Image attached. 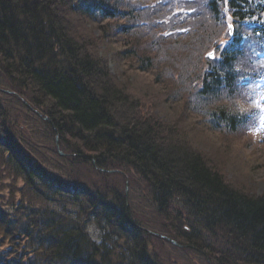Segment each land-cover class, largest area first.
<instances>
[{
  "label": "trees",
  "instance_id": "16d2710c",
  "mask_svg": "<svg viewBox=\"0 0 264 264\" xmlns=\"http://www.w3.org/2000/svg\"><path fill=\"white\" fill-rule=\"evenodd\" d=\"M112 1L102 7L104 0H0V264H198L207 258L216 264H264V191L251 194L230 184L182 136L180 119L154 121L136 112L131 87L113 77L94 52L109 23L126 21L124 27L113 25L133 41L120 51L122 62L133 63L138 49L148 50L150 55L137 59L139 68L154 76L159 64L164 73L177 71L179 89L168 87L175 99L187 103L189 89L190 102L223 105L221 98L236 95L243 40L264 24V0H161L154 9L137 8L153 5L149 0H116L128 7V17ZM229 23L234 39L220 52ZM94 26L102 28L99 38L91 35ZM211 48L219 58L204 57ZM150 96L140 98L152 106ZM228 106L207 117L210 129L234 135L246 117L234 100L228 98ZM191 109L204 117L203 109ZM35 111L45 118L48 142L57 138L63 149L60 155L46 142L54 161L83 165L103 178L118 171L123 184L128 178L135 187L142 182L147 208L168 221L169 235L178 241L179 246L169 242L174 258H164L163 242L148 237L128 209L124 185L100 188L104 180H95L100 185L90 193L80 181L85 176L50 181L55 174L45 169L48 159L38 150L45 136L34 131V146L23 129ZM7 174L14 182L21 179L38 200L37 185H43L71 207L63 210L56 201L59 211L50 210L40 199L46 209L32 210L20 196V204L4 208ZM13 195L6 198L14 200ZM78 199L87 201L83 215ZM90 226L99 231L100 242L90 237ZM216 240L219 249H213Z\"/></svg>",
  "mask_w": 264,
  "mask_h": 264
},
{
  "label": "rangeland",
  "instance_id": "374dc122",
  "mask_svg": "<svg viewBox=\"0 0 264 264\" xmlns=\"http://www.w3.org/2000/svg\"><path fill=\"white\" fill-rule=\"evenodd\" d=\"M113 25L124 27L126 23L119 21V22H115ZM113 25L109 27L111 33L110 40L115 44L113 45H111V43L100 44L101 42H95L94 52L100 57V59H102V61H104L108 65L107 66L108 70L113 77H116L117 80L121 82V84H123V82H126V85L131 87L129 89H131L133 92L130 91V98L133 101L135 100L134 102L136 103V105L134 103L133 104L135 108H137L136 112H138L143 117L148 116L153 120L154 118L156 120L160 119L161 122L173 121L174 123V121L178 122V119H180V122L185 124V133L182 136L185 139L187 138L193 144V146L197 147L198 150L203 154V157L205 156L207 160L212 163V165L213 164L218 165L220 167V170L221 171L223 170L222 172L225 174V176L227 177L226 180L230 184H232L235 187H239L243 189L247 193H251V194L262 193L264 191V127L255 136L254 135L248 136L244 134L242 132L243 125L239 127L238 131L234 135H231L228 132L223 131L222 129L217 131L211 130L210 125L208 123V121L210 120L209 117H201V115L199 114L197 115L196 113H194L193 112L194 110L191 108L193 107L197 109L202 108L208 113H211L218 107H227V108L230 107L225 102L223 105H217V103L213 101L208 104L203 103L202 101L201 103L197 102L195 104H192V102H190L189 99L190 98L189 89L186 94L187 98H185L187 103H185V101L183 102L175 99L174 97L178 95L175 94V91L173 89H171V91L168 92V87L172 88V86L174 85V88L176 90L179 89L180 87L179 83L181 82H177L178 79L177 71L173 69L170 72L164 73L165 71H162L161 69L162 64H159L158 70L155 71L156 76H154V74L143 72L139 68V66H143V64L137 61V59H140L142 56L148 55V53L150 55V52L148 50L142 51L138 49L133 63L129 62L127 64L125 62H122L119 58L120 51L126 48L128 44L131 45L133 41L129 39V43H127L128 40L123 39V37L126 36L125 35L126 32L125 31H124L125 33L122 32L123 30L121 31V28H116ZM88 29H90L89 26ZM214 30L215 29L212 28V31ZM91 33H92L91 35L94 36L95 38L97 37L99 38L101 35L99 33V28H97L96 26L93 27ZM129 34L132 35V33ZM129 34H127V36H129ZM165 48L167 49L168 46H165ZM162 63L165 62L162 61ZM195 89L196 88L194 86V90ZM144 94L151 95L150 96L151 104L155 102L154 104H152V106L149 105L146 101H145L146 103L144 104L145 99L140 98V96L144 97ZM151 115L153 117H151ZM24 117L22 116L19 118L22 120L24 119ZM37 119L40 122H42L44 125H42ZM35 121L39 122L43 126L44 132H46L48 127L46 126L44 116L41 115L38 111H35V114L31 115L30 123H28L26 126L24 125L23 129L24 131H27L30 134L32 140L36 143L38 136L34 135L33 132L35 131L38 134H42V133L38 130V127L35 125ZM48 140L49 139H47V136L43 138V141L45 143L46 142L49 143ZM44 142L40 141V144ZM51 142L55 151L57 150L60 155H64L63 149L58 144V139L55 138V143H53L54 142L53 140H51ZM52 145H50L51 148ZM44 155L48 159V161H46L47 165L46 166L44 165L45 169L52 171L55 175L61 172L62 175L68 178L67 179L68 181H69V176L72 177L74 175L75 178L79 177V179L85 176V179L82 178L80 180L81 183L84 184V181L95 183L92 188H97L99 186L98 184H96L94 179L95 180L99 179V181L104 180L103 183H105L106 185L105 187L102 186L100 188H108V187L110 188L105 178H103L106 176H103L101 174L97 175L94 171L89 170L87 167H84L83 165H76V167L75 166L70 167L69 165L65 166L61 164L60 161L57 160L56 158H55L56 161H54L53 153L52 154L46 153ZM59 166H64L65 168L63 169V167H59ZM87 174H92L94 179H92V176L91 177L86 176ZM93 174H95L96 176ZM122 176L123 175L121 173H118V171H116V174H110L106 179L111 180L112 177V179L116 181L117 178L119 177L120 187L124 185V189L126 191L127 189L129 190L130 188L129 192L132 191L131 194L135 193L137 191V186L135 187L136 181L131 182L129 185H128V181H126V184H123ZM126 180H128V178ZM11 181L14 182V179L11 178L9 174H7V176H4L3 182L5 183V185L3 186L1 192V194L4 195L3 196L4 208L12 209V205L20 204L21 203L20 196H23L22 199L24 200L25 198H27L28 201H39L42 205H44L40 199L38 200L34 196L35 194H33L31 190H28L27 187H23L24 183H22L21 179L15 180L14 188L9 186V183ZM141 184L142 182H140L139 185ZM11 191H13L14 200H12L11 197L6 198ZM144 199L145 197H143V201ZM48 208L50 210L53 209L59 211V208L57 206H52V205L49 206V203H48ZM147 214L151 215L149 211L147 212ZM156 217H157L156 219L157 224L154 225L159 230L157 232L149 231L150 233L148 237L150 236L155 237L152 238V240L156 243L162 241L163 242L162 247L164 248V250L172 251V248L173 249L175 248L173 245L169 243V240L170 241H175V240H173V238L169 235V229H167L169 223L167 220L162 219V217H159L157 215ZM140 219L142 220L141 217ZM24 223L26 224V221ZM88 233L95 242L97 243L100 242V233L94 226H90L88 228ZM171 243L176 246L177 245L179 246L177 240ZM212 243H214L212 245L213 249L220 248L219 240L212 241ZM7 248L8 246L6 245L5 247L2 248V250H5ZM156 250L158 254L163 253L160 252V250H158V246L156 247ZM201 262L203 263H198V264H216L214 260L209 258L203 259L201 260Z\"/></svg>",
  "mask_w": 264,
  "mask_h": 264
},
{
  "label": "bare ground",
  "instance_id": "6f19581e",
  "mask_svg": "<svg viewBox=\"0 0 264 264\" xmlns=\"http://www.w3.org/2000/svg\"><path fill=\"white\" fill-rule=\"evenodd\" d=\"M107 1L108 0H104V3L101 4V6L102 7H105L107 5ZM112 4H115L117 6V9H119L117 11L118 13H123V14H125L126 17H128V15H129L128 7H126L124 4H122L121 2L116 1V0H113L112 1ZM124 22H126V21H124ZM107 27L108 28H106V32H105V34L103 35V38H102V42L104 44H110V43L112 44L114 42H112L110 40V34H111L110 33V29H109V27H111L110 26V23H109V25H107ZM101 29L102 28H99V33L100 34L102 32ZM121 31H122V29H121ZM125 38L126 37H123V39H125ZM129 39L130 38L127 37V40H129ZM39 122L35 121V125L38 127V130L42 133L41 136L42 137H44V136L46 137L47 134H46V132H44V129H43V126H42L44 124L42 122H40L42 124L41 125ZM12 123L13 124H16L14 122H12ZM28 123H30V119H28ZM28 123H26V125ZM40 141L44 142L43 139H40V140H38V144H40ZM29 142H33V145L34 146H37L34 141H31L30 140ZM19 144L22 146V149L23 148L26 149V144H27L26 141L21 140V141H19ZM39 146H40L41 149H38V150H39V152L41 154L43 152H44V154H46V153L52 154L51 151L49 150L50 148H49V145L47 143H45V142L44 143H41ZM44 165H47V164L45 163ZM96 174L99 175V173H96ZM110 174H116V173L115 172H110ZM93 175H95V174H93ZM112 176H114V175H112ZM67 179L68 178L65 177L64 175H62V173H59L57 175H54L53 178L50 179V181H52L54 183L56 181H58L57 183H61L63 181L66 182ZM92 179H94L93 176H92ZM98 180L99 179H97L96 181H98ZM105 180L107 181V184L110 187L117 188V189L120 190V185H119L120 178L119 177L117 178L116 181L113 180L112 178H111V180L105 178ZM94 181H95V179H94ZM126 181L129 182V180H126ZM84 184H85L86 190H88L90 193L92 192V189L94 190V188H92V187L94 186L95 183H91V182L84 181ZM96 184H99V183H96ZM23 187H26V185H23ZM37 189L39 191L40 199L41 200H44V201H48L45 204L48 205V203H49V206L50 205L56 206V201H58V203L62 206L63 210L69 209L71 207L68 200H66V199L57 200V195L55 196L54 192L47 191L43 187V185H37ZM131 192L132 191H130V193H129V190L128 189H127V191L125 190L128 209H131L133 211L132 212L133 215H136L138 218H140V217L142 218V220H141L142 221V223H141L142 229H144L145 231L157 232L159 229L154 224L156 222V218H157L156 215L158 216V213L155 212V215H154L151 212V210L149 208H147V204L145 203V201H143V197H145V199H146V196L143 195L144 192L142 190V184L140 186H137V191L135 193L131 194ZM46 194H47V196H45ZM49 200H53V201H49ZM86 202L87 201L84 200V199H78L79 213L82 214V215L87 210V203ZM22 203L25 204V205H27L28 208L29 209H32V210H39V209H42V208H45L46 209V207L44 205H42L39 201H28L27 198H25V200ZM129 206H130V208H129ZM148 211L150 212L151 215H148L147 214ZM169 242H175V241H170L169 240ZM172 251H174V250H172ZM172 251H171V253H172ZM171 253L170 252H167V251L164 252L163 253L164 258L166 260H170V259L174 258ZM0 260H1V258H0Z\"/></svg>",
  "mask_w": 264,
  "mask_h": 264
}]
</instances>
